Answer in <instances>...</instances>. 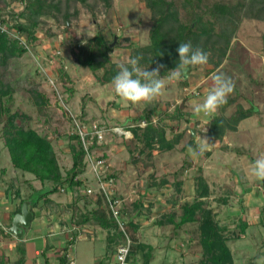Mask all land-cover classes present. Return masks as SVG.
Returning <instances> with one entry per match:
<instances>
[{
  "label": "rangeland",
  "instance_id": "374dc122",
  "mask_svg": "<svg viewBox=\"0 0 264 264\" xmlns=\"http://www.w3.org/2000/svg\"><path fill=\"white\" fill-rule=\"evenodd\" d=\"M48 1L58 6L50 14L28 15L38 23L35 45L24 55H9L8 61L0 66L1 87L5 91L13 89L10 96L7 93L2 97V102L8 100L15 113L13 122L50 140L62 178L70 176L80 147L72 137L73 117L103 128L104 135L99 142L96 140L92 155H102L110 166L116 180V195L130 220L129 227H148L149 241L160 238L173 244L169 258H175L176 263L199 264L204 258L201 245L204 219L186 223L177 230L173 219L179 221L183 204L193 202L197 192L205 190L207 195L202 197L205 207L213 211L235 264H264V181L249 174L253 161L264 154V0H194L195 10L205 12L203 20L212 24L211 29L199 27L196 38L198 46L209 54V61L190 67L186 77L179 81L169 80L168 73L164 74L165 88L159 100L142 106L123 101L114 93L112 81L104 82L102 78L113 79L117 64L137 57H141L142 69L157 68L148 48L151 31L161 19L155 14L157 10L165 15L160 30L165 42L162 52H172L178 65L182 28L191 18L187 0ZM20 7V0H0V8L5 11ZM7 18L11 23L20 21L12 15ZM26 18L21 20L28 23ZM4 33L21 45L14 35ZM97 33L113 40L112 47L116 43L118 46L108 51L114 67L109 64L92 71L73 52H79V44L84 45ZM58 50L62 54L59 65L67 72V79L58 78V65L48 61ZM39 64L49 65V72L58 78L63 107L53 105L52 94L51 104L44 105L42 94L51 92ZM214 73H223L234 82V91L227 98L231 103L223 104L211 116L197 118L192 112L193 105L201 102L213 86ZM182 80L187 84H182ZM69 87L74 88L73 95ZM182 102V115L169 117ZM252 104L258 108L257 113L239 122L231 119L239 107L247 109ZM145 111L151 112L150 124L164 131V140L158 139L159 134L144 132L149 124ZM215 115L220 116V122L209 132ZM196 136L213 145L211 152L207 150L193 160L187 149L193 146ZM92 174L87 166L85 173L76 179L88 181L90 186L86 188H89L94 185ZM53 187L52 179L41 181L33 173L16 168L5 138H0V199L4 203L17 206L20 200L37 195L36 190ZM74 196L81 200L78 210L85 209L87 202L81 191L77 190ZM51 198L68 212L73 226L69 217L73 202H67L74 198L64 187ZM93 204L88 201L89 207ZM36 208L44 212L51 207ZM57 214L65 220L62 212ZM241 220L249 224L244 232ZM64 224L67 225L66 221ZM103 244L104 241L98 240L96 252L104 251ZM93 245L82 239L77 243V264L87 261L82 247L92 250Z\"/></svg>",
  "mask_w": 264,
  "mask_h": 264
},
{
  "label": "trees",
  "instance_id": "16d2710c",
  "mask_svg": "<svg viewBox=\"0 0 264 264\" xmlns=\"http://www.w3.org/2000/svg\"><path fill=\"white\" fill-rule=\"evenodd\" d=\"M85 2L86 0H79ZM191 7V18L189 22L182 28V40L183 43L191 42L193 47H199L196 43L197 38V29L202 26L208 27V29L212 28V24L209 21L203 20L205 12H198L195 10V2L194 0H187ZM157 4L159 2H156ZM20 9L12 8L10 11H5L0 8V20L2 22H6L10 29L15 30L23 36L29 46L35 45L37 38L36 31L38 23L35 19L28 17V15L33 16H42L43 14H50L51 11L56 9L58 6L52 4L48 0H20ZM221 9V6L217 8ZM156 15L161 17L158 19L155 27L151 31L152 42L149 44V52L153 53L155 65L160 67V75L161 77L168 73L169 69L175 68L177 65L175 64L176 59H174V54L172 52H162V46H165L164 36L160 32L162 22L164 21L165 15L160 14L157 10ZM14 16L19 18L20 21L15 23H11L7 16ZM27 17V18H26ZM27 19V22L22 21L21 19ZM113 40L108 41L107 38L100 33H97L94 37L88 38L87 42L82 45L79 44L80 50L79 52H73V56L79 60L82 65L90 68L92 71H96L101 67L106 65L115 66L111 62L109 58L108 51L118 46L116 43L114 47H112ZM28 51L24 46H19V43L15 39H11V36L7 35L4 32L0 31V66L5 64L8 61L9 55H24ZM165 54V55H164ZM103 58L100 61L97 59ZM58 78H68V74L63 70V67H59ZM114 72L117 74L118 69H115ZM72 82V79H68ZM113 79H108L106 77L102 78V81L108 82ZM182 84H187V82L183 81ZM68 90L71 92V95L74 93V88L69 87ZM8 93L10 96L13 93V89H8L5 91L0 85V123H3L0 130V138H5L6 145L8 146L12 163L16 168L28 171L33 173L38 179L41 181H45L46 179H52L54 181L55 187L46 189V190H36L35 193L38 197L37 203L31 207L32 211L38 206L47 205L52 208L56 207L57 209L61 207L59 202H56L51 195L58 193L59 188H66L68 194L71 196L73 200V206L70 209L72 215V221L76 226H84V225H98L104 229L111 230L112 236H115L118 243L124 238V234L119 229L117 222L112 217L109 212L108 207L106 206L104 198L100 194L91 195V198H88L89 194L87 193L86 187L90 186L88 181H84L83 179H76L79 175L84 174L87 169V164L84 161V156L86 154L84 147L82 145L80 136L76 133L73 134V138H76L79 142L80 147L75 153V161L74 164L69 171L70 176L66 178H62L58 164L56 154L52 149V143L50 140L46 139L44 136L38 134L32 129L25 128L22 125L15 124L13 122L15 113L10 109V103L8 100L2 102V97ZM42 94V99L44 101V105H50L52 100L49 99L51 96L50 93ZM8 98V97H7ZM53 105H59L63 107L59 101L52 102ZM231 103V102H230ZM229 101L226 102V105H230ZM183 102L179 104L175 113L171 114L169 117L175 118L177 115H182ZM42 107V105H41ZM86 107L83 105L82 112L86 113ZM258 112V108L253 104L250 108L244 109L243 107H239L237 113H234L231 116V119L235 122H239L244 117H249L254 113ZM146 119L149 121L147 128L144 132H154L159 134V138L161 141L165 139V133L159 126H153L150 124L152 115L151 112L145 111L144 113ZM220 116L215 115V117L211 120L209 126V132L216 127V125L220 122ZM83 124L86 120H80ZM137 133V130L135 129ZM194 136V134H193ZM154 136L151 137L152 141ZM193 147L195 146V138ZM98 141L96 138L94 140V144ZM94 144L91 146V149L94 148ZM150 145V144H149ZM211 152V150H209ZM132 159H135V156H132ZM188 165H191V162H188ZM114 176L113 172H109ZM91 184H93L91 182ZM94 186V185H93ZM80 190L83 194V198L86 200V207L83 210H78L77 207L80 197L74 196L75 192ZM198 191L197 195L193 202H185L182 206V213L180 215L179 221H174V227L177 230L179 227L186 223H192L198 221L201 217L204 219L202 222V237H201V245L204 248V258L199 262V264H234L233 254L228 245V241L226 237L221 234V228L218 226V222L215 220V215L211 209H207L205 207V202L202 197L207 195V191ZM33 193V194H35ZM32 196V195H31ZM30 196V197H31ZM90 197V196H89ZM26 199L20 200L17 211L21 210V204ZM88 201L93 202L92 206H88ZM35 216L36 213L34 212ZM130 220H127V229L130 235L133 238V245L131 248V259H136L137 255H140V259L143 264H150V260L153 257L154 247L151 244L144 243L139 240L137 233L138 228H131ZM240 226L242 227L243 232L246 230V227L249 226L248 222H244L241 220ZM1 235H11L10 232L5 233L2 229H0ZM74 236H77V233H74ZM74 239V238H73ZM22 244V243H21ZM18 246V251L20 257L15 264H24V256L25 250L24 245ZM62 264H67L65 262V258L62 259Z\"/></svg>",
  "mask_w": 264,
  "mask_h": 264
},
{
  "label": "crops",
  "instance_id": "0c3cea01",
  "mask_svg": "<svg viewBox=\"0 0 264 264\" xmlns=\"http://www.w3.org/2000/svg\"><path fill=\"white\" fill-rule=\"evenodd\" d=\"M72 202L73 200L67 203ZM17 207L18 205L12 204L10 206L4 203V199H0V229L5 233L10 232L13 216L21 211H17ZM34 212L36 216L34 214L33 221L25 229L22 238H18L11 232V235L0 236V264H15L20 257L18 246L21 243L24 245L25 250L24 264H62L63 258H65L67 264H71L72 260L75 261L74 264H77V243L81 239L94 244L92 250L86 246L82 247L87 257L85 264L113 263L118 241L115 236H112L113 232L111 230L90 224L84 226H75L73 224L72 226L68 220V212L61 210V208L51 207L49 210H44V212H38L37 208H35ZM61 212L65 220H62L57 214ZM70 215L71 213L69 217L72 218V215ZM65 221L67 225L64 224ZM74 233H77V236H74ZM148 233V227H142L138 229L137 236L140 241L151 244L154 247L150 264H180V261L176 263L175 258H169L173 251L171 249V246H174L173 244L163 242L160 238L156 241H149ZM98 240L104 241V251L102 252H96ZM135 260L143 264L140 255H137ZM233 260L235 264L234 254Z\"/></svg>",
  "mask_w": 264,
  "mask_h": 264
},
{
  "label": "clouds",
  "instance_id": "9594fccd",
  "mask_svg": "<svg viewBox=\"0 0 264 264\" xmlns=\"http://www.w3.org/2000/svg\"><path fill=\"white\" fill-rule=\"evenodd\" d=\"M179 63L168 72V79L179 81L186 77L190 67L203 66L209 61V54L199 47H193L191 42L180 43L177 48ZM141 57L117 64L118 72L113 77L114 93L123 101L137 106L151 104L159 99L165 88V78L160 75V67L152 70L139 66ZM213 86L206 91L204 99L193 105L192 112L197 118L215 114L220 106L227 102L228 96L234 91V82L223 73H214L211 77ZM213 144L202 136H196L195 146H189V156L195 160ZM249 174L257 180L264 181V154L253 161Z\"/></svg>",
  "mask_w": 264,
  "mask_h": 264
},
{
  "label": "built area",
  "instance_id": "2783aa9c",
  "mask_svg": "<svg viewBox=\"0 0 264 264\" xmlns=\"http://www.w3.org/2000/svg\"><path fill=\"white\" fill-rule=\"evenodd\" d=\"M0 31L1 32H8L11 35H14L15 38H17L21 44V46H24L28 50H30V46L27 43L26 39L20 35L15 30H9L7 25L0 20ZM61 51H56L51 58L48 59L50 64L56 63L58 67L59 60L58 58H61ZM58 60V61H57ZM41 66L42 70L41 72L44 75V78L47 81V87L50 90V94L54 96L55 101H59L62 106L65 105L62 89L60 86V83L57 81L58 78H55L53 74L49 72L50 69H47L48 66ZM57 68V67H56ZM73 126H74V133L78 134L80 136L82 145L84 147V150L86 152L85 155H87V166L92 169V178L94 181V186L92 185L87 189V193L89 195H95L100 194L106 203V206L109 209L110 214L115 219V221L118 224L119 229L124 234V238L117 244L116 251L114 254V261L112 264H141L140 262L131 259V248L133 245V238L128 232L127 229V218L126 214L123 210V204L122 200L116 195L115 192V185L116 180L113 175H111L110 172V166L105 161V158L100 156H93L92 155V149L91 146L94 144V140L97 138L98 142L104 135L105 130L103 128H100L98 124H92V123H82L78 117H73ZM118 129V128H117ZM75 261L72 260L71 264H74Z\"/></svg>",
  "mask_w": 264,
  "mask_h": 264
},
{
  "label": "water",
  "instance_id": "95a60500",
  "mask_svg": "<svg viewBox=\"0 0 264 264\" xmlns=\"http://www.w3.org/2000/svg\"><path fill=\"white\" fill-rule=\"evenodd\" d=\"M102 59L103 58H99L97 61ZM37 201L38 197L36 195L32 196L30 199L24 200L21 205V211L13 216L10 232L18 238H22L25 229L31 225L34 218V213L31 207L34 206Z\"/></svg>",
  "mask_w": 264,
  "mask_h": 264
}]
</instances>
